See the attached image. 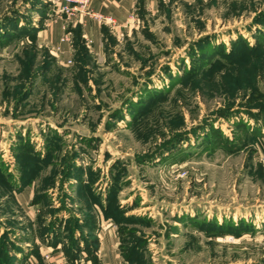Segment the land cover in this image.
<instances>
[{"label": "rangeland", "instance_id": "obj_1", "mask_svg": "<svg viewBox=\"0 0 264 264\" xmlns=\"http://www.w3.org/2000/svg\"><path fill=\"white\" fill-rule=\"evenodd\" d=\"M50 2L0 0V246L101 216L122 264H264V0H171L69 57Z\"/></svg>", "mask_w": 264, "mask_h": 264}, {"label": "crops", "instance_id": "obj_2", "mask_svg": "<svg viewBox=\"0 0 264 264\" xmlns=\"http://www.w3.org/2000/svg\"><path fill=\"white\" fill-rule=\"evenodd\" d=\"M64 1L57 0L54 3L46 4L49 13L42 19L46 21L34 35L37 41L50 47L54 56L69 57L73 51L72 34L75 32L80 34L81 39L92 50L99 53L107 34L132 30L145 19V16L154 15L161 6L171 0H89L85 8L87 11L79 10L73 14H66L60 10ZM172 1L194 2V0ZM10 195L14 209H16L14 211L18 214L19 219L24 217L35 221L39 204L33 202L34 187L27 183L18 192H11ZM5 199L3 196L2 205ZM100 218L101 216H98L97 220L94 219L95 227L76 229L71 238L69 235L62 238L59 235L62 232H58L59 227H57L46 232L41 240L36 235L30 239H17L19 250L15 251L13 255L15 263L122 264L116 231L111 223H106ZM17 237L14 234L13 238ZM93 244L96 245V248L91 256L85 248H93L95 246ZM71 252L77 254L70 258Z\"/></svg>", "mask_w": 264, "mask_h": 264}, {"label": "trees", "instance_id": "obj_3", "mask_svg": "<svg viewBox=\"0 0 264 264\" xmlns=\"http://www.w3.org/2000/svg\"><path fill=\"white\" fill-rule=\"evenodd\" d=\"M36 31H37V29H36ZM36 33V32H35ZM75 34L76 35H78L79 37H80V34L78 33V32H75ZM81 38V37H80ZM82 41H83V39H81ZM84 42V41H83ZM35 156H31L30 157V161H31V164H36V162H35V158H34ZM20 165H22L24 162H22V161H20ZM1 171V170H0ZM0 174H1V172H0ZM2 177H4L5 178V176H2ZM78 180H79V177H78ZM22 182V181H21ZM20 182V189L23 187L22 186V183ZM23 183L24 184H27V182L26 181H23ZM85 186V185H84ZM83 186V187H84ZM89 186V185H88ZM19 189V190H20ZM16 190V189H15ZM12 192V191H11ZM11 192H9V193H11ZM42 199H40V197H35L34 196V199H33V202H35V203H40V201H41ZM106 210H108V209H105V214H106ZM71 219V218H70ZM69 219V220H70ZM86 223H88V227L89 228H92V227H95V221L93 220V218H89L88 220H87V222H84V224H86ZM52 224L53 223H49V225H48V227L47 228H45V231L47 232V231H51L53 228L54 229H56L57 227H59L58 229H57V231L59 232V229H60V227H62L63 228V225L64 226H66V222H63L61 219H58V223L56 224V226L55 227H53L52 226ZM77 225V224H76ZM71 229H73V228H71ZM79 229V228H78ZM45 232V233H46ZM71 233V232H70ZM70 238H71V236H70ZM94 241V240H93ZM11 246H8V243L6 244H2V246H0V251H2V257H0V264H16L15 263V261H14V256H13V254L12 253H15V251H18L19 250V248L18 247H16L14 244L12 245V244H10ZM93 245H95V244H93ZM94 248H96V245L95 246H93V248H88V247H86L85 249H86V251H88V253H89V255H91L92 256V253H93V250H94ZM9 250V251H8ZM77 253L75 252H73V254H72V252H71V254L69 255L70 256V258H73L75 255H76Z\"/></svg>", "mask_w": 264, "mask_h": 264}, {"label": "built area", "instance_id": "obj_4", "mask_svg": "<svg viewBox=\"0 0 264 264\" xmlns=\"http://www.w3.org/2000/svg\"><path fill=\"white\" fill-rule=\"evenodd\" d=\"M50 1L54 3L57 0H50ZM88 2L89 0H65L64 4L60 6V10L66 14H73L75 12H78L79 10L87 11L85 8Z\"/></svg>", "mask_w": 264, "mask_h": 264}]
</instances>
